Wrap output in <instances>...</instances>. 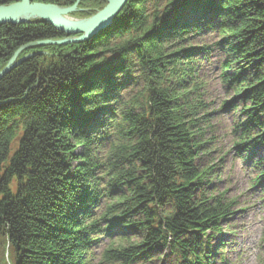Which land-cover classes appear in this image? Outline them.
<instances>
[{
  "label": "trees",
  "instance_id": "1",
  "mask_svg": "<svg viewBox=\"0 0 264 264\" xmlns=\"http://www.w3.org/2000/svg\"><path fill=\"white\" fill-rule=\"evenodd\" d=\"M31 1L77 6L73 16L87 19L108 0ZM206 32L219 37L220 79L234 93L222 110L242 104L234 149L262 187L264 158L251 156L264 147V0H128L110 27L68 45L47 43L80 35L40 20L0 26V73L26 47L0 79V245L10 264H93L99 245L101 264L149 263L160 249L178 264H209L206 242L236 202L207 189L212 113L196 62L210 48L191 44ZM135 74L142 89L117 119Z\"/></svg>",
  "mask_w": 264,
  "mask_h": 264
},
{
  "label": "rangeland",
  "instance_id": "2",
  "mask_svg": "<svg viewBox=\"0 0 264 264\" xmlns=\"http://www.w3.org/2000/svg\"><path fill=\"white\" fill-rule=\"evenodd\" d=\"M76 11L77 6L73 12L68 14V17L73 21H85L97 14L84 19L74 17L73 14ZM70 40L73 39L57 42L58 45H68ZM218 41L219 37L216 34L206 32L200 37L193 38L191 42L194 46L210 48L209 55L200 57L196 62L197 74L202 85L201 99L209 113H212L208 119L210 126L206 128L204 134L205 139L209 140L211 154L204 157L203 164L215 166L216 169L213 173L216 176L211 180L207 189L209 193L212 192L215 195L224 193L228 200L232 199L236 202L234 207L236 213L221 225L222 234H216L209 242H206L208 256H210L209 264H264V184L262 187H254L256 170L248 159L239 157L234 149L239 137V132H236L235 129L244 117L242 104L239 101H236L234 110L228 112L222 110L221 106L231 101L234 93L220 79L225 54L216 46ZM141 89L142 80L138 74H135L120 96L118 103L120 105H117L119 106L117 107V119H120L123 111L121 106L127 105L131 100L134 101ZM137 98L140 99V97ZM109 129L108 138L111 142L117 141L116 124H112ZM108 148L109 145L104 142L96 154L97 158L103 159ZM253 151L252 160L264 158L263 146L256 147ZM105 243L107 244V241ZM102 249L103 246L99 245L92 251L93 264H101L99 255ZM7 250V248L2 249L0 245V264H10ZM10 262L14 264L12 257H10ZM138 264L178 263L175 256L170 254L167 249H160L153 253L151 262H139Z\"/></svg>",
  "mask_w": 264,
  "mask_h": 264
},
{
  "label": "water",
  "instance_id": "3",
  "mask_svg": "<svg viewBox=\"0 0 264 264\" xmlns=\"http://www.w3.org/2000/svg\"><path fill=\"white\" fill-rule=\"evenodd\" d=\"M128 0H108V5L92 18L85 21H66L60 17V13L67 15L73 12L76 6L62 10L55 6L33 3L31 0H21L18 3L0 7V26L17 25L40 20L48 23L57 31L67 36H79L68 43H80L87 41L112 25L121 13ZM48 45H58V42H50ZM26 47L21 48L8 63L7 67L0 73V79L12 70L18 55Z\"/></svg>",
  "mask_w": 264,
  "mask_h": 264
},
{
  "label": "bare ground",
  "instance_id": "4",
  "mask_svg": "<svg viewBox=\"0 0 264 264\" xmlns=\"http://www.w3.org/2000/svg\"><path fill=\"white\" fill-rule=\"evenodd\" d=\"M60 17H61L63 20L71 21V19H70L67 15H64V14H61V13H60Z\"/></svg>",
  "mask_w": 264,
  "mask_h": 264
}]
</instances>
